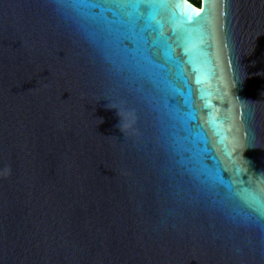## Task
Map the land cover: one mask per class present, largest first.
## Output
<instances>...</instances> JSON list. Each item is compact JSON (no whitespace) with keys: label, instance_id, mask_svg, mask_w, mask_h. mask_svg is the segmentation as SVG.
<instances>
[{"label":"water","instance_id":"obj_1","mask_svg":"<svg viewBox=\"0 0 264 264\" xmlns=\"http://www.w3.org/2000/svg\"><path fill=\"white\" fill-rule=\"evenodd\" d=\"M0 264H264V0H0Z\"/></svg>","mask_w":264,"mask_h":264},{"label":"trees","instance_id":"obj_2","mask_svg":"<svg viewBox=\"0 0 264 264\" xmlns=\"http://www.w3.org/2000/svg\"><path fill=\"white\" fill-rule=\"evenodd\" d=\"M191 3H193L194 5H196L197 7L200 6V2L201 0H189Z\"/></svg>","mask_w":264,"mask_h":264},{"label":"snow or ice","instance_id":"obj_3","mask_svg":"<svg viewBox=\"0 0 264 264\" xmlns=\"http://www.w3.org/2000/svg\"><path fill=\"white\" fill-rule=\"evenodd\" d=\"M129 2H131V0H129ZM199 82V81H198Z\"/></svg>","mask_w":264,"mask_h":264}]
</instances>
